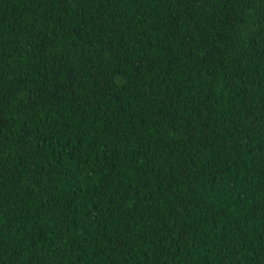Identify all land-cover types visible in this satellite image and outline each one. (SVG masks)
<instances>
[{
	"label": "trees",
	"instance_id": "1",
	"mask_svg": "<svg viewBox=\"0 0 264 264\" xmlns=\"http://www.w3.org/2000/svg\"><path fill=\"white\" fill-rule=\"evenodd\" d=\"M0 264H264V0H0Z\"/></svg>",
	"mask_w": 264,
	"mask_h": 264
}]
</instances>
